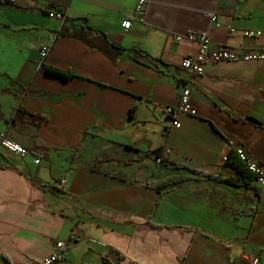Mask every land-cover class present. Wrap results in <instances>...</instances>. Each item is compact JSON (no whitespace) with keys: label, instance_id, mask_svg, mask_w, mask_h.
I'll use <instances>...</instances> for the list:
<instances>
[{"label":"crops","instance_id":"0c3cea01","mask_svg":"<svg viewBox=\"0 0 264 264\" xmlns=\"http://www.w3.org/2000/svg\"><path fill=\"white\" fill-rule=\"evenodd\" d=\"M136 3L0 0V129L29 149L0 152V264H44L58 239L59 264H264V188L225 165L231 141L264 164V61L206 62L196 115L178 127L163 112L198 52L176 36L264 51L244 34L264 27V0H149L142 14ZM83 25L122 56L67 33Z\"/></svg>","mask_w":264,"mask_h":264},{"label":"built area","instance_id":"2783aa9c","mask_svg":"<svg viewBox=\"0 0 264 264\" xmlns=\"http://www.w3.org/2000/svg\"><path fill=\"white\" fill-rule=\"evenodd\" d=\"M149 0H137L135 6V14H142L145 12ZM49 15L60 19L65 20L66 16L62 11H50ZM211 19L217 26H220L219 21L215 15L210 14ZM123 26L129 28L131 26V19H126L123 21ZM230 30H234L231 28ZM245 37L247 38H264V27L248 28L244 31ZM177 39L186 38L190 41H195L198 43V52L193 56H188L184 58L180 65L188 77L185 79V83L181 88L179 93V101L176 106H167L163 109L165 115L171 117L175 126H180L181 123L178 120V115L182 113L186 114H195L196 109L192 103L191 93H192V78L195 76L202 75L204 72V64L206 62H219L223 60H260L264 61V51L260 49H253L250 51H244L242 48H228V46H216L211 41L209 35L206 32H188L183 36L178 34ZM49 45H44L40 51L44 57L48 52ZM230 150L234 151L244 166L252 172L255 177V182L260 188H264V164H260L255 160H252L247 151L242 147L241 144H238L234 141L229 142ZM0 152L5 154H14L18 157H24L29 153V149L24 145L20 144L18 141L13 140L7 137V134L0 129ZM157 161H160V157L156 158ZM39 159H36L35 162L39 163ZM66 178L61 179V183H66ZM68 249V243L64 240H56L54 244V249L49 256H46L43 259L44 264H59L62 256L66 255ZM254 264L257 262L256 259H253Z\"/></svg>","mask_w":264,"mask_h":264},{"label":"trees","instance_id":"16d2710c","mask_svg":"<svg viewBox=\"0 0 264 264\" xmlns=\"http://www.w3.org/2000/svg\"><path fill=\"white\" fill-rule=\"evenodd\" d=\"M84 27H86V30ZM66 30L69 35L84 39L91 47L101 49V51L105 52L114 59L121 57L123 52L126 50L125 48L119 47L114 44L106 37V35L95 34L86 25H83V27H80L79 29H73L70 31V29L66 28ZM60 32L65 33L66 31L61 29ZM47 70L52 74L59 75L63 78H67L70 76L67 72H62L53 68H47ZM20 111L26 112L32 118V122L36 127H38L44 121V118L40 115L28 112L26 110ZM161 152L162 149L160 148L155 153L157 156H160ZM225 165L234 168L238 173V177L241 179V182L245 185H249L255 179V177L253 176L254 174L244 166V164L241 162L240 158L234 151L229 152L227 158L225 159Z\"/></svg>","mask_w":264,"mask_h":264}]
</instances>
